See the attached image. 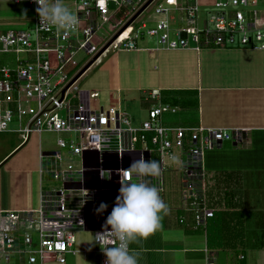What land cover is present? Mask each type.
Listing matches in <instances>:
<instances>
[{
	"label": "built area",
	"instance_id": "obj_1",
	"mask_svg": "<svg viewBox=\"0 0 264 264\" xmlns=\"http://www.w3.org/2000/svg\"><path fill=\"white\" fill-rule=\"evenodd\" d=\"M63 2L78 18L75 32L40 28L34 0V22L30 27L0 31V56L16 54L15 67L0 60V133H19L21 144L28 142L33 133L58 134L59 149L42 150L40 156L42 171H46V163L52 179L60 183L42 190L36 208L0 211V263L67 264L68 256L79 251L75 232L90 230L95 236L103 231L119 195L121 170L141 157L161 162L160 175L143 180L156 186L163 200L164 172L178 163L181 196L189 202L185 210L194 212V228H203L207 235L216 208L209 198L203 156L225 140L240 141L239 130L232 134L223 128L200 124L166 125L165 115L175 114L179 108L162 102L154 104L147 117L135 125L134 118L121 108L93 105L100 92L81 88L77 83L85 72L75 78L109 42L102 54L110 48L137 49L138 41L148 37L156 39L157 49H264V0H217L206 9L203 25L199 0ZM155 4L159 18L155 26L149 27L142 17ZM105 25L111 33L103 36L106 40L102 43L99 32ZM82 51L90 59L79 69L76 55ZM100 56L96 60L100 61ZM150 97L160 100V90H152ZM173 156L177 161L172 160ZM74 157L79 158L78 165L70 161ZM128 179L141 180L133 173H129ZM102 202L108 207L98 213L96 209ZM180 221L184 222L183 216ZM96 244L98 248L89 249L88 243H84L80 251L85 255L98 254L96 264H105L107 258ZM207 258L206 264H216L209 254Z\"/></svg>",
	"mask_w": 264,
	"mask_h": 264
},
{
	"label": "crops",
	"instance_id": "obj_2",
	"mask_svg": "<svg viewBox=\"0 0 264 264\" xmlns=\"http://www.w3.org/2000/svg\"><path fill=\"white\" fill-rule=\"evenodd\" d=\"M33 22L32 0H0V30L29 26ZM138 46L137 49L116 50L114 62L109 61L98 71L99 88L95 90L100 94L103 91L110 105L115 102L114 108H121L124 94L139 93V105L146 115L154 104L162 102L186 113L182 126L200 124L206 128H223L232 134L239 130L240 141L225 140L221 146L207 150L203 165L210 176L221 173L225 191L221 208L231 204L229 208L244 217V226L248 225L245 215L251 208V200L253 205L257 192L264 199V49H157L156 41L144 45L138 41ZM152 90H160V100L150 97ZM103 100H93V105L104 109L112 107ZM28 142L17 144L19 147L5 161L16 146L0 156V162L3 161L0 164V211L36 208L40 204L45 173L42 150L38 159L28 156L21 150ZM181 185L182 178L180 192ZM241 186L243 193L239 192ZM249 188L255 189L254 195ZM178 199L177 205L163 215L168 229L157 230L147 239L130 245L131 250L139 254L138 264H206L208 254L217 264L218 254L209 247L208 235H194V230L190 229L194 212L185 210L189 202L182 196ZM210 201L213 206L212 199ZM258 212L263 219L258 224L262 226L260 234L264 242V203L259 205ZM180 215L186 223H180Z\"/></svg>",
	"mask_w": 264,
	"mask_h": 264
},
{
	"label": "rangeland",
	"instance_id": "obj_3",
	"mask_svg": "<svg viewBox=\"0 0 264 264\" xmlns=\"http://www.w3.org/2000/svg\"><path fill=\"white\" fill-rule=\"evenodd\" d=\"M217 0H199V3L201 5V11H200V25L204 24L205 18L207 16L206 9L212 7L211 5H214V3ZM155 7L156 4L153 5L147 12L144 13L142 19L145 20L149 27H153L156 25V21L159 18L158 15L155 13ZM264 9V6L262 7ZM84 24V22H81ZM32 25V24H31ZM29 26H19V27H9L4 30L0 31H6L9 29H24L28 28ZM107 32L111 33L109 26L105 25L104 28L99 32V37L102 43L105 42V38L103 37ZM156 41L155 38H145L144 41H140V45H144L145 43H151ZM116 55V50L113 48H110L107 52L102 54L100 56V61L96 60L94 64L81 76V78L78 80V86L85 89L95 90L98 89L99 86L97 84L99 79V70H102L106 67V63L114 62V58ZM15 59L16 54L14 53H4L1 54L0 60L1 63L4 65H8L10 67H15ZM90 59V55L82 52H79L76 55V60L79 62V65L84 64ZM80 65L79 69L82 68ZM74 71V70H73ZM72 71V72H73ZM76 72V71H75ZM74 72V73H75ZM73 73V74H74ZM103 90V89H102ZM97 91V90H95ZM139 93H135L133 95L132 93H126L122 96L121 101V108L124 111H127L133 118V123L135 125L140 124L146 117V113L141 110V107L139 105ZM104 99V92L100 94L99 100L102 101ZM103 103L108 105L110 102H108V99H104ZM115 102L112 103V107L115 106ZM114 105V106H113ZM109 106V107H110ZM64 112V111H63ZM180 109L175 114L167 113L165 115L164 122L166 125L171 126H178L184 123V115L186 113H183ZM27 120V117L24 118L23 123H25ZM14 128L17 127V123H14ZM57 138L58 134L54 132H43L41 134L33 133L31 136V139L26 144L25 147H23L21 150H24V153H27L28 156L34 157L35 159H38V154L40 149L43 151H55L58 150L57 146ZM22 141L21 135L17 132H8L4 135H0V156L5 151H8L12 146H16ZM228 143L225 144L227 146ZM20 150V151H21ZM16 149L9 154L3 161H5L10 155H12ZM178 156V155H177ZM183 158H186V154H183ZM0 164H2V162ZM73 164L78 165L79 164V158L74 157L70 160ZM45 173H44V180H43V189H50L52 187L59 186L60 183L54 181L51 177V174L47 171V164L45 163ZM180 166L177 162H175L174 166H171L167 171L164 172V202L168 205V208L172 209L174 205L178 203V198L180 195V183H181V170ZM208 181L210 184L209 188V198L213 201V206L221 208L223 197H225V191L222 190V178L221 173L219 172L214 173L213 176L208 175ZM224 183V182H223ZM234 187V186H232ZM250 194H255L254 188H249ZM239 192L243 193L244 188L241 186L239 188ZM229 195V193H228ZM262 195H260L258 192L256 193V200H254L252 205L251 200V208H249L247 211V214L245 215L248 225H243V221H245L244 217L237 214V217L235 222L233 224H239L238 227L234 228V225L231 226L229 233H224V227L215 225V219H211L209 222V232L211 240H218L222 239V247L213 249L217 252V264H264V242H262L261 234L262 231L260 226L261 224H258V222H261L263 219L260 217V212H258L259 205L261 203H264V199H261ZM215 207V208H216ZM246 224V223H245ZM161 228L158 231L164 230L166 225L164 224L163 220V214H162V221H161ZM168 229V228H165ZM221 229L223 233L217 231ZM215 231V232H214ZM241 231V233H239ZM194 235H201L205 234V231L203 228H197L194 229ZM241 234V237L240 235ZM77 243H76V249H78V253L74 255L68 256V263L67 264H96V260L98 259L99 255L93 252H89L88 254H84L81 249H83V244L88 243L89 249H96L98 248V245L96 242H94V233L90 230H77L75 232ZM237 235L239 237H237ZM220 241V240H219ZM228 243V244H227ZM257 245H254L256 244ZM240 254L245 255V260H242L240 258ZM3 262V263H2ZM0 264H6L4 261H2Z\"/></svg>",
	"mask_w": 264,
	"mask_h": 264
},
{
	"label": "clouds",
	"instance_id": "obj_4",
	"mask_svg": "<svg viewBox=\"0 0 264 264\" xmlns=\"http://www.w3.org/2000/svg\"><path fill=\"white\" fill-rule=\"evenodd\" d=\"M38 5L36 12L40 18V28H54L58 33L75 32L79 21L63 0H34ZM172 160L177 161L173 156ZM129 173L140 177V182L128 179ZM161 162L146 161L143 157L134 161L128 169L121 170V187L115 206L107 216L103 231L95 234L106 256L105 264H138L139 254L130 250V245L139 239H147L161 228L162 214L170 211L160 196L159 189L143 180L144 177H158ZM108 205L101 203L98 213ZM110 226V227H109Z\"/></svg>",
	"mask_w": 264,
	"mask_h": 264
},
{
	"label": "trees",
	"instance_id": "obj_5",
	"mask_svg": "<svg viewBox=\"0 0 264 264\" xmlns=\"http://www.w3.org/2000/svg\"><path fill=\"white\" fill-rule=\"evenodd\" d=\"M17 147H19V145L18 146H16L15 148H14V150L17 148ZM14 150H12V152L14 151ZM229 192H227V194H228ZM228 203V202H227ZM229 207H231V204H227L226 205V208L225 209H223V208H216V211H215V216L212 218V219H215V225H217V226H222L223 225V227H224V233H229V230H230V228H231V226L232 225H234V228H236V227H238V225L239 224H233L234 222H235V220H236V218L235 217H237V214L236 213H238L235 209H233L232 210V208H229ZM183 216V215H182ZM179 218V220H180V218H181V215L180 216H178ZM184 217V216H183ZM211 220V219H210ZM210 220H209V222H210ZM180 223H182V224H184V223H186V221L184 220V222H180ZM194 222H193V224H191L190 225V229H192V230H194V229H197V228H194ZM238 229H239V227H238ZM217 231H219V232H221V233H223L222 232V230L221 229H219V230H217ZM215 232V231H214ZM239 233H241V231L239 232ZM207 235H208V242H209V247L211 248V249H216V248H221L222 247V239H218V240H216V241H214V240H211V237H210V232H209V223H208V230H207ZM238 235H240V237H241V234H238ZM237 235V237H239ZM242 238V237H241ZM220 240V241H219ZM228 244V243H227ZM244 257L243 258H241L242 260H245V255L244 254H242Z\"/></svg>",
	"mask_w": 264,
	"mask_h": 264
},
{
	"label": "water",
	"instance_id": "obj_6",
	"mask_svg": "<svg viewBox=\"0 0 264 264\" xmlns=\"http://www.w3.org/2000/svg\"><path fill=\"white\" fill-rule=\"evenodd\" d=\"M144 8H142V10H143ZM141 10V11H142ZM140 11V12H141ZM139 12V13H140ZM138 13V14H139ZM137 14V15H138ZM136 15V16H137ZM135 16V17H136ZM110 45V42H109V44H107L100 52H99V54L97 55V56H95V58L93 59V60H91L80 72H79V74L76 76V78L75 79H77V78H79L84 72H86L87 70H88V68L93 64V62L107 49V47ZM25 144V143H24Z\"/></svg>",
	"mask_w": 264,
	"mask_h": 264
}]
</instances>
